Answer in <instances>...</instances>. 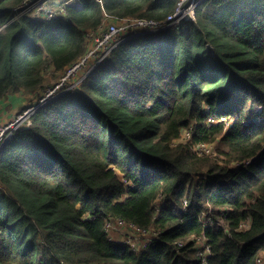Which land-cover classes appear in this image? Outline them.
<instances>
[{
	"label": "trees",
	"instance_id": "obj_1",
	"mask_svg": "<svg viewBox=\"0 0 264 264\" xmlns=\"http://www.w3.org/2000/svg\"><path fill=\"white\" fill-rule=\"evenodd\" d=\"M24 1L0 0V104L65 73L106 21L162 22L179 2L80 0L16 19ZM117 220L156 236L115 242ZM200 237L207 264L264 254V0H205L194 19L124 41L0 153V264H202Z\"/></svg>",
	"mask_w": 264,
	"mask_h": 264
},
{
	"label": "built area",
	"instance_id": "obj_2",
	"mask_svg": "<svg viewBox=\"0 0 264 264\" xmlns=\"http://www.w3.org/2000/svg\"><path fill=\"white\" fill-rule=\"evenodd\" d=\"M205 0H179L177 8L165 21L155 22L146 19H125L115 20L111 25L105 24L97 31H90L86 35L88 43V51L77 63L70 66L67 73L62 80L52 87L45 90L44 95L39 100V103L32 105L24 112L14 115L7 121L0 119V153L8 145L12 136L23 126L31 125V117L40 109L47 106L53 100L63 96L64 94L75 90L79 87L84 80L91 76L101 63L124 41L132 39L138 36H144L149 34H156L167 29L173 28L179 25L184 20H191L195 18L196 8ZM81 6L80 0H25L19 11L16 19L23 15H37L40 19L53 20L59 16L66 15L67 6ZM7 25L2 27L4 29ZM90 43H93V47H90ZM84 75L81 73L77 76L80 69H84ZM83 71V72H84ZM66 72V71H65ZM75 73V75H74ZM263 119H260L262 121ZM215 123L214 120H210L209 124ZM229 126V123H227ZM189 139L193 138L194 132L192 129H186ZM188 139V140H189ZM210 145L203 144L199 146L201 154L210 153ZM253 159L252 162H254ZM250 164V163H247ZM236 168H241V165H237ZM213 218L208 217L207 223H212ZM107 232L115 242H121L131 246L133 249H141L145 247L154 239L147 240L144 244H140L137 239L149 235V232H145L135 225H128L122 220L112 221L107 224ZM198 248V256L201 258L202 264H207L208 258L211 254V247L205 240V238H197L196 241ZM264 254L260 257V264H264Z\"/></svg>",
	"mask_w": 264,
	"mask_h": 264
},
{
	"label": "rangeland",
	"instance_id": "obj_3",
	"mask_svg": "<svg viewBox=\"0 0 264 264\" xmlns=\"http://www.w3.org/2000/svg\"><path fill=\"white\" fill-rule=\"evenodd\" d=\"M114 22H116L115 20H112V21H108V22H106V25H111V24H113ZM90 47H93V43H90ZM85 68L84 69H80L79 71H78V73H77V76L81 73L82 75H84V73H86L85 71ZM67 71L68 70H66V72L65 73H51V72H49V73H47V75H46V87H44L39 93H32V92H27V91H24V92H21V93H17V94H10L6 99H5V101L3 102H1V104H0V111H3L5 114L7 113V112H10L11 110L10 109H12V108H14V105H12L11 107H9L10 106V104L8 105L7 103H6V101L8 100V98L9 99H14L15 101H17V107H19L18 109H19V111L18 112H16V113H14V114H12V115H10L11 117H13L14 115H17V114H20V113H22V112H24L26 109H28L29 107H31L32 105H36V104H38L39 103V100L41 99V97L44 95V92H45V90H47V88H49V87H52L54 84H56V83H58V82H60L61 80H62V78L65 76V74L67 73ZM84 71V72H83ZM74 75H75V73H74ZM29 98V100H31V105H28V106H26V107H24V108H22L23 106H21L22 105V102L24 101V100H26V99H28ZM15 104H16V102H15ZM10 110V111H9ZM11 117H8V118H11ZM0 119H2V120H5V118L4 117H1L0 116ZM193 126H195V125H193ZM23 127H25V126H23ZM26 127H29V126H26ZM191 129V128H190ZM186 130V129H185ZM183 131V133H182V135H181V139L179 140V141H177V142H175V144H178V143H183V144H186V143H189V141L191 140V139H189L190 137L188 136V132L187 131ZM192 132H194V130L192 129ZM189 139V140H188ZM211 147L209 148L210 149V153L209 154H205V153H203L204 155H215V154H217V149H218V143H216V144H214V145H210ZM195 150L196 151H198V152H201V150H199V146L198 147H196L195 148ZM155 207H156V209H160V208H162L163 207V202H162V199H159L157 202H156V204H155ZM156 236V235H155ZM149 239H152V234H149V235H147V236H144V237H142V238H139V239H137L138 240V242L140 243V244H144L147 240H149ZM262 259H263V262H264V258L262 257Z\"/></svg>",
	"mask_w": 264,
	"mask_h": 264
},
{
	"label": "crops",
	"instance_id": "obj_4",
	"mask_svg": "<svg viewBox=\"0 0 264 264\" xmlns=\"http://www.w3.org/2000/svg\"><path fill=\"white\" fill-rule=\"evenodd\" d=\"M5 101V100H4ZM3 101V102H4ZM15 102H16V104H15ZM6 103L9 105L10 104V106L9 107H11L12 105H14V108H12V109H10L9 111L10 112H7L6 114L3 112V111H0V116L1 117H4L5 118V120H3V121H7V120H9L10 118H8V117H11L10 115H12V114H14V113H16V112H18L19 111V107H17V101H15L13 98L12 99H9L8 98V100L6 101ZM32 103H31V100H29V98L28 99H26V100H24L23 102H22V105L21 106H23L22 108H24V107H26V106H28V105H31ZM2 120V119H1Z\"/></svg>",
	"mask_w": 264,
	"mask_h": 264
}]
</instances>
